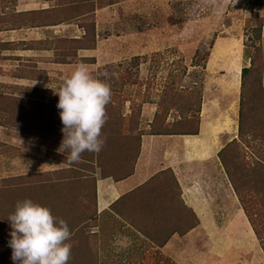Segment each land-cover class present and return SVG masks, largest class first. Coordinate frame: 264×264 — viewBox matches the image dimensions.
Listing matches in <instances>:
<instances>
[{"label":"rangeland","instance_id":"rangeland-1","mask_svg":"<svg viewBox=\"0 0 264 264\" xmlns=\"http://www.w3.org/2000/svg\"><path fill=\"white\" fill-rule=\"evenodd\" d=\"M94 1V11L83 19L6 29L13 27L6 21L11 13L44 8L48 2L0 0V42L13 44L11 49L0 50V111L8 95L26 94L44 97L46 113L57 114L59 97L50 87L58 88L79 63L86 64L94 78L110 84L115 95L142 102L140 125L144 129L149 128L158 104L168 109L167 122L194 113L197 100L186 96L199 89L196 135H161L153 143L145 140L157 161L155 170L167 166L178 179L179 192L170 176H163L162 190L168 187V194L182 200L198 218L195 227L184 235H172L161 251L175 264H264V251L217 154L237 137L241 68L250 65L249 53L256 54L264 87V0ZM84 20L95 24V47L78 50L73 62H54V39L81 36ZM197 49L200 54L195 56ZM199 56L201 62L196 64ZM26 87L39 90L26 91ZM169 88L188 91L171 101ZM130 104L124 103V113H129ZM194 140L204 145L195 149ZM251 145L244 146L246 158H263L264 152L253 141ZM44 146L52 149L45 151ZM59 147L35 133L0 124V179L44 169L43 153L64 166L55 156ZM171 219L176 222L175 215ZM91 226L86 230L94 233ZM4 229L0 227V254L9 248L11 239L12 229ZM95 235L97 247L99 236ZM131 243L113 239L109 256L97 248L99 264H137L139 251Z\"/></svg>","mask_w":264,"mask_h":264},{"label":"trees","instance_id":"trees-1","mask_svg":"<svg viewBox=\"0 0 264 264\" xmlns=\"http://www.w3.org/2000/svg\"><path fill=\"white\" fill-rule=\"evenodd\" d=\"M46 1L47 7L11 13L6 21H11L13 27L6 26V29L53 26L69 22L76 17L83 19L95 9L94 0ZM89 6L90 9L87 10ZM82 24L84 32L81 36L54 39L52 47L54 62H73L76 60L78 50L95 47L94 22L84 20ZM12 46L10 41L0 42V50L11 49ZM199 51L197 49L195 56ZM207 54L202 59H205ZM255 56L256 54L249 53L247 58L250 65L241 68L237 137L228 141L217 154L264 251V153L263 158L253 157L251 160L246 158L244 149V146H252L253 141L257 149L264 152V87L261 84V76L257 70L259 63ZM200 60L199 56L195 63L200 64L198 63ZM202 65L204 67V64ZM34 78L41 79L39 76ZM32 90L39 89L26 87V91ZM111 90L114 91L112 87ZM167 91V98L174 101L175 96L188 90L169 88ZM186 97L188 100L190 98L197 100L194 113L167 122L168 109H161L162 105L158 104L153 119L148 122L149 128L144 129L140 125L142 102L137 103L129 95L118 96L112 92L111 102L106 106L107 121L101 131V138L105 139V144L98 154L85 151L80 162L69 164L66 161L67 153L57 152L56 158L66 167L0 179V227L11 230L8 217L14 212L16 203L31 199L48 207L54 217L67 222L71 231V238L67 241L71 244L68 264H99L96 235L86 230L87 226L95 223L97 213L96 179L93 172L98 169L101 176H112L115 179L131 174L140 153L142 135H196L199 132L200 90L196 89L195 95L192 90ZM6 100L5 109L2 107L0 111V124H9L61 145L63 140L61 110L55 115H48L44 97L8 95ZM126 101L131 103L129 113H124ZM32 124L35 127L31 126ZM163 176H170L179 192L174 174L167 167L117 200V203L129 199L135 202L133 215H127L122 211L120 214L144 236V252H138L135 258L137 264H175L163 254L161 247L174 233L184 235L198 224V218L189 206L182 200L170 196L166 189L168 187L162 190L161 187L166 185ZM174 215L175 223L171 219ZM11 256L12 249L9 247L0 254V264H14Z\"/></svg>","mask_w":264,"mask_h":264},{"label":"clouds","instance_id":"clouds-1","mask_svg":"<svg viewBox=\"0 0 264 264\" xmlns=\"http://www.w3.org/2000/svg\"><path fill=\"white\" fill-rule=\"evenodd\" d=\"M50 88L59 97L57 108L63 125V140L57 151L67 153L69 164L80 162L85 151L98 154L105 144L101 131L107 121L111 85L94 78L88 66L79 63L58 88ZM8 220L14 264H68L71 231L48 207L31 199L18 201Z\"/></svg>","mask_w":264,"mask_h":264},{"label":"crops","instance_id":"crops-1","mask_svg":"<svg viewBox=\"0 0 264 264\" xmlns=\"http://www.w3.org/2000/svg\"><path fill=\"white\" fill-rule=\"evenodd\" d=\"M202 128L203 130H207L203 127V125ZM160 136L161 135H142L140 153L136 159L133 172L128 176L115 179L112 176H101L98 169L93 172V175L96 177L97 213L95 223L91 227H93L92 232L98 234L99 236L97 237V248L99 249V251H102L103 255H112L110 251V242H112L113 239H116V241L121 240L122 238L126 239L129 242H132L131 246H136L135 250L138 249L137 251L142 252L144 249V236L120 214V212L122 211L123 213L129 215V211H131L135 207V202L129 199L128 201L117 203V200H119V198L125 193H128L135 187L143 184L156 172L167 168V166H162L155 170L157 161L151 156L149 143L148 141H145L146 138H150V140H153V143L154 139ZM203 143L204 141L197 142L196 140H194L192 146L197 149L198 144L199 146H203ZM44 148L45 151L52 149L50 146H44ZM41 155L44 158L43 161L41 159L44 169L34 170L33 173L46 171L49 172L55 169L57 170L61 167H66V165L63 166L60 162L58 163L57 161H55L53 156L46 155L44 153ZM126 166L128 165L126 164ZM113 205H115L116 208H114ZM175 234L176 233H174L172 237H174ZM132 252L133 251L130 250V253Z\"/></svg>","mask_w":264,"mask_h":264}]
</instances>
